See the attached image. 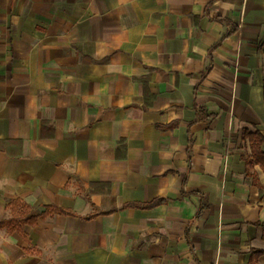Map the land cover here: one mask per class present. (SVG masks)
Segmentation results:
<instances>
[{
    "label": "crops",
    "instance_id": "obj_1",
    "mask_svg": "<svg viewBox=\"0 0 264 264\" xmlns=\"http://www.w3.org/2000/svg\"><path fill=\"white\" fill-rule=\"evenodd\" d=\"M256 131L264 0H0V264H264Z\"/></svg>",
    "mask_w": 264,
    "mask_h": 264
},
{
    "label": "trees",
    "instance_id": "obj_2",
    "mask_svg": "<svg viewBox=\"0 0 264 264\" xmlns=\"http://www.w3.org/2000/svg\"><path fill=\"white\" fill-rule=\"evenodd\" d=\"M244 135L249 138L252 154L251 157L247 160V167L251 168L254 163L259 164L261 169L264 171V150L261 148V145L264 143V137L261 133L258 131L254 133H248L245 132ZM158 201H154L152 203L146 204L147 206H152L153 204H156ZM59 209H56L54 207H46L45 211H43L40 215V217L44 218L47 215L52 214L53 212H58ZM10 219H4L0 222V227L6 223H10ZM34 220H31L33 222Z\"/></svg>",
    "mask_w": 264,
    "mask_h": 264
}]
</instances>
